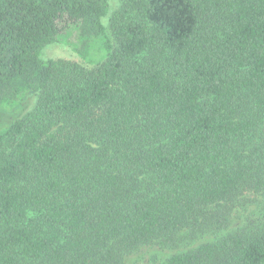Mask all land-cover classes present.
Segmentation results:
<instances>
[{"label":"trees","instance_id":"obj_1","mask_svg":"<svg viewBox=\"0 0 264 264\" xmlns=\"http://www.w3.org/2000/svg\"><path fill=\"white\" fill-rule=\"evenodd\" d=\"M111 1L0 0V264H264V0Z\"/></svg>","mask_w":264,"mask_h":264},{"label":"rangeland","instance_id":"obj_2","mask_svg":"<svg viewBox=\"0 0 264 264\" xmlns=\"http://www.w3.org/2000/svg\"><path fill=\"white\" fill-rule=\"evenodd\" d=\"M122 3L123 0L111 1L110 16L113 12L119 9ZM109 17L105 19V22L108 28L107 31L110 37L112 38L110 25H109ZM42 57L46 60H72L86 67L93 66V64L89 63L88 61L80 57L68 45L62 43H54L48 45L43 50ZM37 98L38 97L36 94L29 93L24 99V102L20 106L15 108H6L0 111V125L10 122L14 118L23 116L27 111L31 110L35 106ZM252 209L253 206L248 208L238 209V211H236V214L233 218V224L231 225V228L241 224L246 219L247 215H249ZM222 234H224L223 231L217 233H205L189 243L182 244L179 249H185L193 245H197L203 241L215 239L216 237L221 236ZM174 251L177 250L164 249L159 245H147V246H143L140 250L127 255L126 262L127 264H161Z\"/></svg>","mask_w":264,"mask_h":264}]
</instances>
